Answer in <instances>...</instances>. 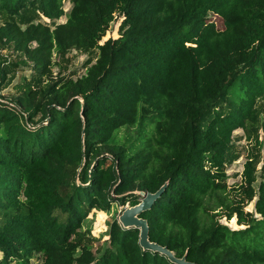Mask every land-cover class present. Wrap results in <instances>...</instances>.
Here are the masks:
<instances>
[{
	"label": "trees",
	"instance_id": "trees-1",
	"mask_svg": "<svg viewBox=\"0 0 264 264\" xmlns=\"http://www.w3.org/2000/svg\"><path fill=\"white\" fill-rule=\"evenodd\" d=\"M63 15L64 0H0V85L19 65L6 47L41 82L0 100V264H174L116 218L98 256L81 232L92 210L166 183L141 215L151 241L198 264H264L260 154L245 162V196L225 194L234 132L261 143L264 0H72ZM117 15L123 35L101 42ZM73 49L99 53L76 79L54 75L53 56ZM235 215L246 228L220 222Z\"/></svg>",
	"mask_w": 264,
	"mask_h": 264
},
{
	"label": "rangeland",
	"instance_id": "rangeland-1",
	"mask_svg": "<svg viewBox=\"0 0 264 264\" xmlns=\"http://www.w3.org/2000/svg\"><path fill=\"white\" fill-rule=\"evenodd\" d=\"M72 7V0H64V10L65 15H63L58 22H66L68 18V13ZM213 16V15H212ZM211 16V17H212ZM123 19L124 17L121 15H117L116 19L111 23L109 30L106 35L103 37L101 42H104L109 38H118L124 33L123 28ZM213 20L216 21L217 25L220 28H223V23L220 18H217L215 15L212 17ZM40 21L43 22H51L50 19L40 16ZM36 20V21H39ZM98 49H94L89 51L88 53H84L78 50H70L65 56L58 57L56 55L53 56V60L55 62L53 71L54 75L62 74V75H72L74 79L85 74L87 66L91 65L95 62L98 56ZM2 54L7 57L9 62H18V67L8 75L6 82L3 85H0V98L3 102H13L15 98L20 94L21 90L19 85H24L27 82H31L33 87H37L41 82H38L39 73L36 69L33 68L32 64H23L20 63L24 58V55L18 52L13 51L12 47H6L2 50ZM45 80V78H42ZM46 82V80H45ZM233 102L229 101L224 104V109L226 111L233 108ZM261 103V121H260V129H259V141L260 144L255 141L254 137H249V133L244 129H238L234 132V137L232 141V146L230 149L229 162L226 167V192L227 196L231 200H239L242 196H245V188L246 184L243 183V171L245 162L248 159L250 153L260 154L262 160L264 158V100L260 101ZM40 118V116L38 117ZM39 122L40 120L37 119ZM129 133L135 135V131L133 129L129 130ZM123 134V132H121ZM263 164L261 161L258 164V171ZM255 200L245 201L244 210L246 212H255ZM129 204L121 205L120 203H115L110 212L105 211H94L92 210L87 218L83 222V227L81 229L82 235L86 239L89 237L91 239L90 247L97 254H100L104 250V248L108 245L109 239V226L114 218H118L123 210H125ZM222 211L221 208L215 210L214 212ZM234 218L237 226L234 227L230 220ZM231 219H228L226 216L220 218V222L229 226L231 229H243L246 228L247 225L238 223V216L235 215ZM0 257H2V253L0 252ZM42 262L41 255L35 256L31 259L30 264H40ZM16 264V263H12Z\"/></svg>",
	"mask_w": 264,
	"mask_h": 264
},
{
	"label": "water",
	"instance_id": "water-1",
	"mask_svg": "<svg viewBox=\"0 0 264 264\" xmlns=\"http://www.w3.org/2000/svg\"><path fill=\"white\" fill-rule=\"evenodd\" d=\"M107 40V39H106ZM167 187V183L160 187L156 192L141 191V201L136 205H129L119 215L118 222L124 228H139V243L144 250L158 252L165 255L168 260L174 264H198L196 262L188 261L186 255L178 257L173 250L167 246H163L157 242L151 241L149 238V224L146 218L141 215L143 212L151 209L157 199L161 197Z\"/></svg>",
	"mask_w": 264,
	"mask_h": 264
},
{
	"label": "built area",
	"instance_id": "built-area-1",
	"mask_svg": "<svg viewBox=\"0 0 264 264\" xmlns=\"http://www.w3.org/2000/svg\"><path fill=\"white\" fill-rule=\"evenodd\" d=\"M0 100H1V98H0Z\"/></svg>",
	"mask_w": 264,
	"mask_h": 264
}]
</instances>
